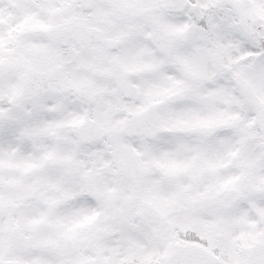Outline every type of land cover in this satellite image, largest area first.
Here are the masks:
<instances>
[{"label":"snow or ice","instance_id":"obj_1","mask_svg":"<svg viewBox=\"0 0 264 264\" xmlns=\"http://www.w3.org/2000/svg\"><path fill=\"white\" fill-rule=\"evenodd\" d=\"M0 264H264V0H0Z\"/></svg>","mask_w":264,"mask_h":264}]
</instances>
